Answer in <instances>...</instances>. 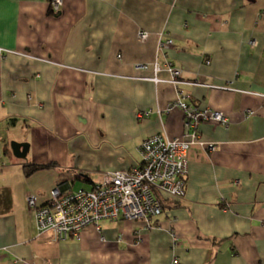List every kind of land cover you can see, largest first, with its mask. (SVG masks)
Masks as SVG:
<instances>
[{
    "label": "crops",
    "instance_id": "1",
    "mask_svg": "<svg viewBox=\"0 0 264 264\" xmlns=\"http://www.w3.org/2000/svg\"><path fill=\"white\" fill-rule=\"evenodd\" d=\"M49 10L0 0V264H264V0ZM178 100L227 124L186 130ZM158 133L190 143L182 197L154 190L162 212L148 221L106 218L59 240L39 231L27 195L46 204L55 186L75 190L74 173L93 185L139 164L140 143ZM1 141L29 149L4 159Z\"/></svg>",
    "mask_w": 264,
    "mask_h": 264
},
{
    "label": "built area",
    "instance_id": "2",
    "mask_svg": "<svg viewBox=\"0 0 264 264\" xmlns=\"http://www.w3.org/2000/svg\"><path fill=\"white\" fill-rule=\"evenodd\" d=\"M52 12H60L63 0H48ZM143 39L146 33L140 31ZM171 44L172 39L161 42ZM145 65H136L143 68ZM159 68L155 66V72ZM171 74L179 71L168 66ZM177 105L185 114V128L195 127L198 121L215 120L227 124L226 116L212 109H197L183 100ZM139 117L142 113L137 114ZM188 132V131H187ZM190 143L184 137H167L154 134L143 139L139 145L140 163L127 169L109 170L102 174L101 180L90 188L63 191L61 186L50 190L46 204H38L37 196L29 194L26 202L35 210V220L39 231H51L56 240L78 237L87 225L100 230V221L119 216L130 219L142 218L148 221L162 212L160 200L154 190L165 192L174 197L184 195L188 174L187 153ZM212 147V146H211ZM174 243L177 236L172 232ZM172 264H178L173 258Z\"/></svg>",
    "mask_w": 264,
    "mask_h": 264
},
{
    "label": "rangeland",
    "instance_id": "3",
    "mask_svg": "<svg viewBox=\"0 0 264 264\" xmlns=\"http://www.w3.org/2000/svg\"><path fill=\"white\" fill-rule=\"evenodd\" d=\"M32 135V134H31ZM29 136L28 138L32 139V136ZM29 143V142H28ZM5 146H6V149H5ZM1 152L2 154L5 155L4 159L5 158H8V159H11V160H19L20 158H16L12 153V148H11V143H8V142H3L1 141ZM26 159V158H25ZM27 160V159H26ZM92 184L89 183V182H85L81 179H74V182L72 183V189H79V188H89L91 187ZM182 197V196H181Z\"/></svg>",
    "mask_w": 264,
    "mask_h": 264
},
{
    "label": "water",
    "instance_id": "4",
    "mask_svg": "<svg viewBox=\"0 0 264 264\" xmlns=\"http://www.w3.org/2000/svg\"><path fill=\"white\" fill-rule=\"evenodd\" d=\"M11 148L15 157L24 158L29 149V144L27 142L11 141Z\"/></svg>",
    "mask_w": 264,
    "mask_h": 264
},
{
    "label": "trees",
    "instance_id": "5",
    "mask_svg": "<svg viewBox=\"0 0 264 264\" xmlns=\"http://www.w3.org/2000/svg\"><path fill=\"white\" fill-rule=\"evenodd\" d=\"M50 12H52L51 10H49ZM54 13V12H52ZM44 165L43 164H30V165H26V172H31L33 170H36V169H39V168H42ZM82 175L84 174H81V173H74V176L73 178H76V179H82Z\"/></svg>",
    "mask_w": 264,
    "mask_h": 264
},
{
    "label": "bare ground",
    "instance_id": "6",
    "mask_svg": "<svg viewBox=\"0 0 264 264\" xmlns=\"http://www.w3.org/2000/svg\"><path fill=\"white\" fill-rule=\"evenodd\" d=\"M51 10V9H50Z\"/></svg>",
    "mask_w": 264,
    "mask_h": 264
}]
</instances>
